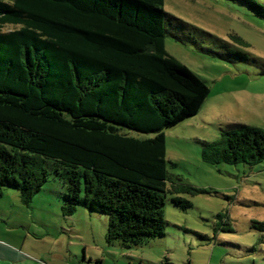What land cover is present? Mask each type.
I'll use <instances>...</instances> for the list:
<instances>
[{
  "label": "trees",
  "instance_id": "16d2710c",
  "mask_svg": "<svg viewBox=\"0 0 264 264\" xmlns=\"http://www.w3.org/2000/svg\"><path fill=\"white\" fill-rule=\"evenodd\" d=\"M222 1L264 23V2ZM176 21L164 0H0V191L28 205L51 178L64 218L77 207L105 216L107 245L163 238L167 198L183 210L192 204L182 194L205 192L167 176L163 130L209 95L165 49L168 35L186 39ZM263 159L264 129L243 124L202 151L211 164Z\"/></svg>",
  "mask_w": 264,
  "mask_h": 264
},
{
  "label": "rangeland",
  "instance_id": "374dc122",
  "mask_svg": "<svg viewBox=\"0 0 264 264\" xmlns=\"http://www.w3.org/2000/svg\"><path fill=\"white\" fill-rule=\"evenodd\" d=\"M164 9L177 20L175 34L186 36H166L167 53L209 89L195 116L163 130L167 176L205 192L182 194L192 204L183 210L168 197L165 236L130 250L106 244L103 215L77 207L64 218V189L51 178L28 205L16 191L1 190L0 223L15 234L30 230L40 237L38 251L63 253L74 264H264V232L252 228L264 222V159L253 166L202 160L204 144L222 130L264 129V23L222 0H164ZM228 50L247 60L230 58Z\"/></svg>",
  "mask_w": 264,
  "mask_h": 264
},
{
  "label": "crops",
  "instance_id": "0c3cea01",
  "mask_svg": "<svg viewBox=\"0 0 264 264\" xmlns=\"http://www.w3.org/2000/svg\"><path fill=\"white\" fill-rule=\"evenodd\" d=\"M4 224L0 223V264H74L63 253L38 251L40 237L30 230L15 234L13 227Z\"/></svg>",
  "mask_w": 264,
  "mask_h": 264
}]
</instances>
